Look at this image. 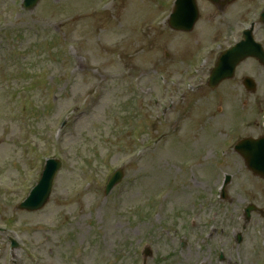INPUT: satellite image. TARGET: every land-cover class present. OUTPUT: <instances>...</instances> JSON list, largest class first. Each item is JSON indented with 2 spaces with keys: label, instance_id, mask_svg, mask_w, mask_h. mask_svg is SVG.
I'll return each instance as SVG.
<instances>
[{
  "label": "rangeland",
  "instance_id": "1",
  "mask_svg": "<svg viewBox=\"0 0 264 264\" xmlns=\"http://www.w3.org/2000/svg\"><path fill=\"white\" fill-rule=\"evenodd\" d=\"M99 0H59L58 2L54 0H44L40 9L34 13H26L21 21L24 25L20 27L24 31L22 38L27 41L24 47H27L30 43L36 42H48L51 46L50 49L55 47V50L60 52L58 56H53L52 54H46V51L35 50L34 54L28 57V62H26L25 67L27 68V73L19 75L15 67V71L12 72V76L15 79H25L27 77L30 79L33 87L31 88L29 94L35 99L36 103H43L52 97L53 95H47L48 93H54L58 99L57 105L54 110L47 108L45 113L46 116L39 120L35 118L34 114L30 119L27 120L31 129L40 132H46L47 126L52 125L56 116L60 112L67 111L72 107L73 102L83 95L92 90L94 87L102 88L101 93L103 94L100 102L95 104V109L91 117L86 113V109H83L81 113L78 114V119L80 120L78 126L76 127L74 134L67 137V145L72 147V156L68 157V167L64 173L60 176L58 180V188L55 195L51 198L49 204L42 211L38 213H21L20 211H15L14 207L0 200V222L6 220V215L12 216L13 219L19 222L28 223L31 226L36 225L39 222H45L47 224L53 225L57 221L64 223L63 231L52 236V241L54 239V256L52 259H56L57 252L60 250L61 244L68 247V244L73 242H84V244L89 243V239L93 233L92 225L96 223V226H105L103 237L97 238V251L98 255H101L107 251H116V246L123 239H127L129 243L134 241H140L143 238L147 230H153L155 224H149L146 226L145 230L142 229V233L139 235H134V231L130 229V222L128 219L118 212V210L127 211L128 217L131 216L134 219L139 217V213H135L134 208H140L139 211L143 210L145 214V209L149 207L148 199L152 198L158 191L162 189H169L170 193L167 201L164 204V211L168 212L170 210L171 203L181 204L180 196L183 195L187 189H189L192 195L200 192L198 188H194L197 184L193 182L187 185L185 177L180 174L174 167L169 158H175L180 156L182 148L179 145L174 147H169L170 144L168 139L161 143L159 148L149 154L144 158L142 162L130 167L127 171V178L136 179L134 184L127 183L126 189L121 196V204L119 207L114 205L113 199L105 198L98 191L99 185H95L91 191L80 198L82 200V205L84 212L81 216L74 213L76 204L66 203L62 200V194L67 193L79 184L84 183V175L90 173L92 170L89 169V164L97 166L100 163V157L105 153H108L104 147L109 142L97 143L99 135L109 136L113 141H118V137L115 136V131L117 129H123L124 134L120 135L123 142L131 144V130L136 125L152 124L155 125L157 122L156 116H158V103H164L168 105L170 100V93L175 97V100H179L183 91H178V89L171 84V78L176 76L175 74L168 73V69L171 67V61L165 59L166 49L169 51L171 48L170 36L165 33L160 28L157 30H147L148 24L151 19L148 17H143L142 22L137 29L135 25L136 17L130 14L126 10V6L129 2H115L114 8H109L108 13L104 17H91L89 16V9L93 8ZM131 0L130 2H132ZM136 1V0H135ZM166 0H163V2ZM68 5L71 8H77L76 11L70 12L65 10L63 4ZM140 3L135 6L131 4V8L135 6V9L140 7ZM52 8L51 10H49ZM155 5L154 0L149 6L152 14ZM112 9V10H111ZM129 13L127 16L126 13ZM154 15V16H155ZM246 14L245 16H247ZM66 16L71 17V19L62 23V19ZM150 20V21H149ZM143 21H146L143 22ZM137 24V22H136ZM72 25H76L75 29H71ZM197 34H201L205 30V24L202 22L198 25ZM53 30H57L61 33V41H57ZM143 31L149 32L147 36H144ZM63 32V33H62ZM139 33V37L137 36ZM37 36V37H36ZM39 36V37H38ZM191 34H184L182 36L183 43L189 41L192 37ZM203 35H201V38ZM66 40L74 41L72 43L67 42L65 47L63 44ZM105 40L108 44H105ZM200 37H195L191 40V46L198 44ZM55 42V44H53ZM53 44V45H52ZM49 49V50H50ZM32 50V49H31ZM29 50V51H31ZM49 52V51H48ZM40 62L37 65L34 62ZM34 63V64H32ZM43 66L44 72L47 70H52L48 78L39 76L34 77V71L41 69ZM170 71V70H169ZM162 74L165 82H161L159 75ZM172 75L171 78L169 76ZM83 76V77H82ZM53 77V78H51ZM71 92L67 90L71 89ZM67 89V90H66ZM210 95L203 98H196L191 101L189 98L187 101V107L194 106L199 107L205 105L209 102ZM156 100H158L156 102ZM83 98L79 101L82 102ZM183 107H179L181 109ZM93 111V109H91ZM91 113V112H90ZM0 114H3L2 120H0V138L5 133L2 129V123H9V112L7 109L0 108ZM124 116V117H121ZM175 118H179V114L175 113ZM124 118L125 120H123ZM119 121V124L114 126V123ZM190 123V133L192 132ZM114 126V127H112ZM112 127V128H111ZM209 134V140H218L222 142L225 139L224 135L219 134L218 139L216 137L217 133L223 131L221 128L214 127L212 125H205ZM153 133L155 130L159 132L165 131V128L152 127L150 128ZM155 134V133H153ZM157 135V134H156ZM46 134L37 137V145L42 147L45 142H43ZM114 137V138H113ZM202 132L198 131L195 139V143L191 145L190 150H199L202 144ZM205 142L203 144V149L196 156H191L192 159H197L203 163L202 168H208L212 162V156L208 154L206 158V148H212V143ZM114 145V144H113ZM134 145V144H133ZM135 147V146H134ZM204 151V152H203ZM123 149L115 153L114 157H111L109 163L110 165L118 160L121 156ZM166 152L168 157H165L161 163V159H156L158 155ZM18 155V151L14 145L8 142L2 141L0 145V176L5 175L7 180H10L13 176L17 174V168L12 166L14 157ZM183 156V155H182ZM73 157L72 161H70ZM189 158V157H188ZM191 159V158H189ZM87 161V163L85 162ZM167 161V163H166ZM233 163V158L229 160ZM71 166L69 167V165ZM168 169V174L171 178L165 177L164 183L157 187H152L150 185H145L142 182L143 176L149 175L151 172L157 177L163 175L166 176L165 169ZM238 170V166H237ZM207 181L210 177L203 176ZM214 176L213 178H215ZM212 178V179H213ZM240 187L237 186V192L243 196V194H249L250 189L255 192L256 196L264 202V185L260 181H252V177L244 176L242 174L238 175ZM187 187L183 186V183ZM179 188V189H178ZM95 202L98 205L102 202H106L102 205L95 207ZM197 206V203H189L183 206L182 210L185 213H189L190 210ZM242 207V206H240ZM71 212L68 213V211ZM95 209V210H94ZM242 214V210L237 208V215ZM67 215L69 216L67 220ZM163 217V215H162ZM262 222V220H261ZM147 224V223H146ZM145 224V225H146ZM257 224L251 225L249 229L245 232L241 231V226L237 219V233L242 232L244 236V242L239 246L237 243L235 245V251H230V245L234 243V239L226 236L224 240L217 239L215 245L210 248L211 254L215 255L218 249L225 248V255L233 261L235 256L241 260V264H254L258 260V255L261 249L260 244L264 241V226L259 225V228L253 233L254 228ZM110 229V233L108 232ZM259 231V233H258ZM81 233V235H80ZM25 234L24 229L21 228H11L10 231L4 234H0L1 242L7 236H17L20 241H22V235ZM128 235V236H127ZM110 240V247L105 248L101 242L103 240ZM158 238H155V242ZM221 242V246L217 247ZM226 243V246H222V243ZM2 255L0 254L1 264H10L11 257L7 246L2 245ZM174 246L172 242L167 240H160L158 247L155 246L157 253H161L166 256L163 264H185L186 260H181L179 257L175 256ZM46 250V249H45ZM94 250L93 247H89V253ZM193 255L195 257L196 253L199 257H195L194 261H190L192 264L196 263L200 259L211 258L208 248L204 247L202 251H197L195 248L191 247ZM23 249H19L15 252L22 258ZM239 251V253H237ZM12 252V251H11ZM253 252V253H252ZM189 251L187 252V254ZM252 253V254H251ZM115 256V255H114ZM190 259V257L188 258ZM114 258L104 261L112 262ZM191 260V259H190ZM118 264H133L131 258L128 261L117 258ZM213 263H215L213 261Z\"/></svg>",
  "mask_w": 264,
  "mask_h": 264
}]
</instances>
